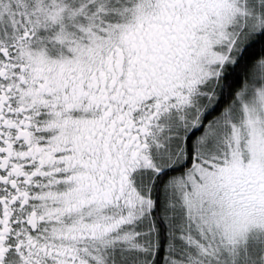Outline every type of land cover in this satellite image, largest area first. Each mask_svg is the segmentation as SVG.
Segmentation results:
<instances>
[{
  "label": "snow or ice",
  "instance_id": "6c2138e0",
  "mask_svg": "<svg viewBox=\"0 0 264 264\" xmlns=\"http://www.w3.org/2000/svg\"><path fill=\"white\" fill-rule=\"evenodd\" d=\"M0 264H264V0H0Z\"/></svg>",
  "mask_w": 264,
  "mask_h": 264
}]
</instances>
